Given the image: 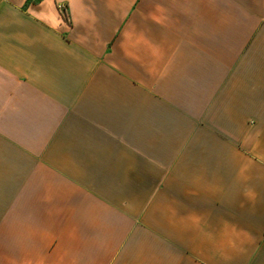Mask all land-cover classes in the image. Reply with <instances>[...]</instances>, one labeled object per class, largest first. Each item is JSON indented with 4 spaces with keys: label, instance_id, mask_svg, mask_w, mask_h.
<instances>
[{
    "label": "crops",
    "instance_id": "0c3cea01",
    "mask_svg": "<svg viewBox=\"0 0 264 264\" xmlns=\"http://www.w3.org/2000/svg\"><path fill=\"white\" fill-rule=\"evenodd\" d=\"M0 264H264V0H0Z\"/></svg>",
    "mask_w": 264,
    "mask_h": 264
},
{
    "label": "built area",
    "instance_id": "2783aa9c",
    "mask_svg": "<svg viewBox=\"0 0 264 264\" xmlns=\"http://www.w3.org/2000/svg\"><path fill=\"white\" fill-rule=\"evenodd\" d=\"M58 8H59L61 14H62L63 16H66V10H65V7L62 6V5H59Z\"/></svg>",
    "mask_w": 264,
    "mask_h": 264
}]
</instances>
